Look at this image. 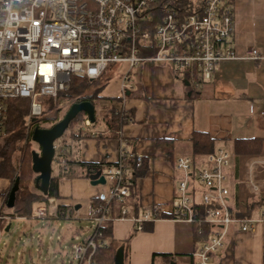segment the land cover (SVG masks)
Listing matches in <instances>:
<instances>
[{
  "label": "crops",
  "instance_id": "crops-1",
  "mask_svg": "<svg viewBox=\"0 0 264 264\" xmlns=\"http://www.w3.org/2000/svg\"><path fill=\"white\" fill-rule=\"evenodd\" d=\"M233 9L234 34L226 47L233 49L238 58L219 62L210 80H204L196 68L178 76L167 65L145 62L134 72L133 88L118 98L120 105L104 98L95 106L97 123L85 132L90 136L66 139L73 162L101 164L103 175L119 161L123 141L127 142L129 151L144 157L140 168L130 163L131 185L124 203H116L114 209V203L111 206L109 241L116 251L123 249L124 264H166L161 257L154 259L155 254L178 255L177 264H190L188 256L193 255L198 264L196 254L205 242L194 237L191 224L175 221L171 216L179 204L177 187L183 178L176 161L179 157H190L193 161L194 137L199 134H209L214 151L227 150L230 144L225 196L233 214H245L249 205L264 198V116L261 114L264 111V0H234ZM253 49L259 52L260 59L246 58ZM103 108L127 112L132 119L113 135L103 120ZM246 132L256 136L245 137ZM239 139H261L262 152L257 156L237 157L234 144ZM3 144L1 138L0 151ZM2 161L0 156V166ZM54 174L58 175L57 169ZM11 185L10 179L0 177V207ZM193 190L195 203H201V187L195 184ZM109 194L108 183L94 186L89 178L59 181V198L49 203L53 214L46 209V218L54 219L59 212L69 216L67 220L72 221L68 223L66 236L70 238L71 251L75 238L82 240L80 230L72 222L81 218L83 206L89 209L88 218L94 209L93 201H105ZM154 205L161 206L163 216L168 218L146 223L144 230L127 242L136 228L134 218H141ZM36 208L45 209L42 204L34 205ZM123 209L128 211L126 218H121ZM263 210L264 207L252 209L248 219L260 218ZM2 212L12 213L5 207ZM29 218L6 217L3 225L11 227L13 220ZM211 262L264 264V226L257 223L254 232H243L240 225L233 224L224 247L212 255Z\"/></svg>",
  "mask_w": 264,
  "mask_h": 264
},
{
  "label": "built area",
  "instance_id": "built-area-1",
  "mask_svg": "<svg viewBox=\"0 0 264 264\" xmlns=\"http://www.w3.org/2000/svg\"><path fill=\"white\" fill-rule=\"evenodd\" d=\"M233 4L234 0H0V139L5 135L9 101L30 100V119L39 117L42 105L38 99L56 98L66 91L72 75L98 81L111 67L126 64L123 96L133 88L129 83L134 72L145 62L167 65L178 76L196 68L204 80H210L219 62L238 58L226 47L234 34ZM246 58L261 57L253 49ZM261 114L264 116V111ZM90 125L87 117L83 131ZM126 146L123 141L119 161L105 170L110 194L89 217L95 225L93 233L82 241L75 238V264H96V250L104 245V241H97L100 228L112 219V204L124 203L129 194L130 163L136 168L144 163L142 155ZM230 163L231 154L224 149L207 155L196 174L190 157L176 161L183 178L177 187L179 204L172 219L201 222L195 211L197 187L193 190L198 184L203 191L201 204L207 207L205 222L214 229L196 254L198 264H212V255L224 247L233 224L240 225L243 232H254L257 223L264 226V210L258 219L232 216L225 196V169ZM8 197L7 193L0 207V236L6 219L1 212ZM163 213L161 206H152L141 218H134L136 228L142 230L146 223L162 219ZM38 215L46 217V209L38 210ZM127 216L123 209L121 218ZM68 218L63 213L55 216Z\"/></svg>",
  "mask_w": 264,
  "mask_h": 264
},
{
  "label": "trees",
  "instance_id": "trees-1",
  "mask_svg": "<svg viewBox=\"0 0 264 264\" xmlns=\"http://www.w3.org/2000/svg\"><path fill=\"white\" fill-rule=\"evenodd\" d=\"M107 72L98 81H92L86 76L72 75L70 77L69 88L66 91L61 92L56 98H39L38 102L42 105V115L33 118V123L35 124H33L32 128L30 129L29 137L32 138L33 130L36 127L51 128L52 126H54L63 118L67 110L75 103L89 101L96 106L101 100L104 99L102 90L105 87V84L103 83L107 81ZM95 83L96 87H94V89L92 90L90 87L92 85H95ZM30 110L31 102L27 99H16L11 100L7 103L4 129L7 138L4 140L3 147L0 151V156L3 158L0 166V177H5L12 180V186L15 180L17 178H20V189L16 194L15 207L10 209L7 207V205H5V208H8V210L12 211V213L9 215L3 214V216L5 217L29 218L32 216L34 205L45 203L49 204L50 199L59 198V181L62 178H90L93 172H99L102 170L101 164H86L81 162L75 163L70 159L71 154L70 149L66 144V139L69 137L71 140H79L90 136V134L82 131V127L85 125L87 115L85 113H81L70 124L65 134L55 142L56 154L53 163L51 184L47 196H44L36 188L35 182L33 191L30 189L29 184L26 183V180H30L31 172L34 173L32 168L31 171L27 169L29 167L28 164L25 167L23 162V166L21 167L20 172L18 173L16 178H13L16 168L12 164L13 162L11 159V152L16 148V145L23 141V138L25 136L24 125L26 118L29 116ZM102 114L103 120L105 121L108 130L113 135H116L120 128L132 119L130 116L131 114L124 111H118L116 109L103 108ZM96 123L97 121L94 124H91L90 127H94ZM262 148L263 142L261 139H239L235 141L234 154L237 157L257 156L262 152ZM214 152V141L209 136V134L202 133L194 137L193 164L195 174L201 169L203 165V160L201 159V161L200 158L204 156L206 157L207 155ZM62 160H66L65 165H61ZM55 169L58 170V175L54 174ZM131 183L133 184V181ZM130 185L131 184L129 183L128 186ZM104 202L105 201L101 199L94 200L93 207L96 208L98 205L103 204ZM115 204L116 202L113 204V209L115 207ZM249 206L246 212L247 214L238 212L233 214L232 212V216L239 220L248 219L252 209H260L264 207V198H261L257 202H253ZM206 209L207 207L205 205L197 203L195 205L196 217L201 220V222L191 224L194 237L197 240L204 241L205 243L209 241L214 232L212 225L205 222ZM61 214L62 212H59L57 215ZM63 214L65 213L63 212ZM164 218L168 217L164 216ZM142 230H144V227ZM139 231L140 230L135 228L133 234L127 242H129L132 237ZM111 237L112 219L104 222V224L100 228V236L97 238V241H104V245L99 246V248L96 250L93 259L96 264H115L117 251L115 245L111 241H109ZM156 257H161L166 264H169L171 262H175L177 264L176 257H178V255L174 256L170 254H155L154 259H156ZM188 257L190 258V264H195L193 255Z\"/></svg>",
  "mask_w": 264,
  "mask_h": 264
},
{
  "label": "rangeland",
  "instance_id": "rangeland-1",
  "mask_svg": "<svg viewBox=\"0 0 264 264\" xmlns=\"http://www.w3.org/2000/svg\"><path fill=\"white\" fill-rule=\"evenodd\" d=\"M126 69V64L111 67L107 72V81L103 83L105 84L102 90L103 97L114 101L116 105H120L118 98L122 97V75ZM129 84L133 85V80ZM94 87H96V83L90 88L93 90ZM97 117L99 122L100 113L98 110ZM33 124L35 123H33V118L30 119L29 113L24 125L25 136L23 141L16 145V148L11 152L12 164L16 168L13 178H16L20 172L23 162L25 167L27 164L29 165L27 169L31 171L32 152L41 151L40 146L29 137ZM253 136H256V134L245 133V137ZM6 138L7 135L2 137L3 142ZM229 147L230 144L227 146L226 151H231ZM36 178L37 175L31 172L30 180H26L32 191L34 190L33 186ZM55 200L54 198L50 199L49 203H55ZM50 204L45 203L42 205L45 209L50 210V214H53ZM1 213L3 215V212ZM80 213L81 218H78L77 222L72 223L80 230L79 236L83 240L87 238V234L91 235L93 233L95 225L89 220L90 216L86 218L89 213V209L86 206H83ZM71 221L70 219L57 220L54 218L48 220L46 217L41 218L38 215L37 208L34 209L32 216L28 220H13L10 230L7 232L4 227V231L0 236V264H62V262L75 264L72 260L70 238L66 236L68 223H71Z\"/></svg>",
  "mask_w": 264,
  "mask_h": 264
},
{
  "label": "water",
  "instance_id": "water-1",
  "mask_svg": "<svg viewBox=\"0 0 264 264\" xmlns=\"http://www.w3.org/2000/svg\"><path fill=\"white\" fill-rule=\"evenodd\" d=\"M189 85V83L187 84ZM81 113H85L91 124L96 122V108L89 101L73 104L63 118L51 128L36 127L32 133V140L41 148L40 152H32V170L37 175L35 184L36 188L47 196L51 184L53 163L56 154L55 142L60 139L68 130L70 124ZM36 120V119H35ZM34 120V122H35ZM90 183L94 186L105 185L107 183L105 176L99 172H93L90 176ZM20 189V178H17L11 187L7 200V207L12 209L15 207L16 194ZM10 226L6 228L8 232ZM115 264H124L123 249H119L116 253ZM169 264H176L171 262Z\"/></svg>",
  "mask_w": 264,
  "mask_h": 264
}]
</instances>
